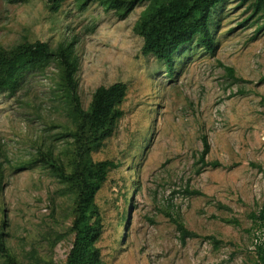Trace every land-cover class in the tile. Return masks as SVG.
Masks as SVG:
<instances>
[{
    "label": "rangeland",
    "instance_id": "obj_1",
    "mask_svg": "<svg viewBox=\"0 0 264 264\" xmlns=\"http://www.w3.org/2000/svg\"><path fill=\"white\" fill-rule=\"evenodd\" d=\"M143 7L118 18L96 2L79 9L64 0L51 12L42 0H0V44L19 51L34 40L54 46L72 38L83 107L98 85L126 86L122 115L91 152L117 163L94 195L104 264H255L243 228L264 192V32L254 35L256 24L244 20L246 3L220 0L210 17L212 50L195 41L180 46L168 76L163 61L140 52L132 30ZM55 72L50 66L19 77L16 91H0V141L10 160L0 190L7 248L0 264H12L9 255L21 264H62L71 245L70 234L53 245L45 240L67 230L70 199L46 167L26 164L38 146L62 144ZM202 135L205 159L216 165L200 167ZM175 208L199 236L180 243L164 214ZM230 216L240 225L221 219Z\"/></svg>",
    "mask_w": 264,
    "mask_h": 264
},
{
    "label": "trees",
    "instance_id": "obj_2",
    "mask_svg": "<svg viewBox=\"0 0 264 264\" xmlns=\"http://www.w3.org/2000/svg\"><path fill=\"white\" fill-rule=\"evenodd\" d=\"M51 12L57 11L64 0H42ZM220 0H73L79 9L90 2L98 3L103 10L112 11L118 18H124L133 8L144 3L136 18L132 30L141 37L140 52L150 55L164 63L168 76L172 75L173 55L176 50L192 41L205 50H212L213 37L210 17L212 8ZM246 3L250 10L246 19L256 24L254 35L264 32V0H238ZM74 40H64L51 46L45 41L34 40L23 50L13 51L0 44V91H16L19 77L33 72H44L50 66L56 70L55 87L64 120L60 122L63 131L60 134L62 144L54 147L51 143L38 146L36 154L26 164L40 163L46 167L60 185L58 194L70 199L71 219L65 232L45 240L53 245L60 237L71 235V245L62 264H104L98 240L101 229V216L94 202V195L106 179L110 169L117 163L111 159L93 160L91 152L102 145L114 129L122 115L121 103L125 97L126 86L123 82L98 85L90 95L86 107H83L77 87L76 72L78 59L74 51ZM230 76L233 71L223 66ZM202 148L197 160L200 167L216 165L217 161H208L205 155L209 144L201 137ZM10 164L8 154L0 141V190L3 186L4 168ZM25 165V164H24ZM23 165L18 166L22 168ZM200 167L197 169L199 170ZM189 193L200 194L196 189ZM228 209L227 206H223ZM164 214L174 224L180 243L187 238L197 237L195 231L186 227L181 212L166 209ZM249 226L243 231L252 238L255 264H264V192L256 210L247 213ZM224 222L239 226L236 217H222ZM215 244L214 235H204ZM0 250L7 251L3 240ZM7 261L21 264L14 256Z\"/></svg>",
    "mask_w": 264,
    "mask_h": 264
}]
</instances>
